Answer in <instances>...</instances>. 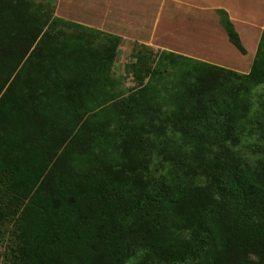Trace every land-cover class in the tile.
<instances>
[{"label":"trees","instance_id":"16d2710c","mask_svg":"<svg viewBox=\"0 0 264 264\" xmlns=\"http://www.w3.org/2000/svg\"><path fill=\"white\" fill-rule=\"evenodd\" d=\"M215 12L228 42L245 55L228 14ZM55 21L66 23L35 16L28 0H0V227L14 217L17 240L9 264H126L139 250L152 264H264V159L246 167L224 148L234 138L235 107L208 123L224 136H205L195 126L186 134L196 162L203 163L204 149L223 147L213 172L205 165L204 184L145 185L128 175L139 141L123 144L130 152L119 169L90 153L105 126L91 127L88 118L106 97L88 85L108 77L123 40L91 29L86 40L59 38L48 32ZM96 34L100 43L92 42ZM261 64L264 28L247 75L202 63L194 89H215L221 74L261 84ZM258 130L264 143V123Z\"/></svg>","mask_w":264,"mask_h":264},{"label":"rangeland","instance_id":"374dc122","mask_svg":"<svg viewBox=\"0 0 264 264\" xmlns=\"http://www.w3.org/2000/svg\"><path fill=\"white\" fill-rule=\"evenodd\" d=\"M61 1L28 0V3L31 12L45 21L49 22L53 17H69V21H74L72 15L78 13V9L73 8L72 3L60 4ZM91 12L86 10L81 14L83 18H88ZM83 28L74 23L55 21L49 25L48 32L59 38L81 36L83 40L89 39V28ZM97 36V40L92 39V42L100 43L98 40L102 37ZM121 39L122 44L116 51L108 77L101 81L93 80L88 85L91 92L106 97L103 108L88 118L91 127L103 124L106 135L93 137L91 155L119 169L122 161L127 162L122 153L128 156L130 152L122 149L123 144L131 140L139 141V148L131 149L136 156L133 160L135 171L128 175L145 185L161 182L204 184L208 180L206 173L210 171L205 165L212 168L210 173L213 172V159L223 147L214 144L210 151L204 149L207 155L203 163L196 162L191 156L194 149L186 145V134L196 128L205 136H224L208 123L221 121L225 112L230 114L226 111L229 104L235 107V112L230 115L235 123L231 133L234 138L224 143V148L241 157L246 167H253L257 160L264 159V143L259 140L258 130L259 124L264 123V82L245 86L241 76L221 74L215 89L198 94L193 83L203 62L175 57L168 52L160 53L159 49L144 48L142 43ZM69 46L73 50L75 40H70ZM138 56L145 60L136 63ZM261 68L264 70L263 64ZM119 113L121 118H118ZM198 113L202 115L194 117ZM193 117L196 119L194 125ZM175 119L188 127H174L170 122ZM131 126L137 129V133L130 129ZM142 127L145 130H141ZM1 189L0 186V195ZM0 200L6 199L0 196ZM8 219L0 227L4 231L0 237V264L13 261L12 250L17 243L15 218ZM152 262L145 260L139 250L126 264Z\"/></svg>","mask_w":264,"mask_h":264},{"label":"crops","instance_id":"0c3cea01","mask_svg":"<svg viewBox=\"0 0 264 264\" xmlns=\"http://www.w3.org/2000/svg\"><path fill=\"white\" fill-rule=\"evenodd\" d=\"M78 9L79 26L119 36L180 58L248 74L264 28V0H62ZM84 4V5H83ZM91 12L86 18L81 13ZM216 10H224L243 47L229 42Z\"/></svg>","mask_w":264,"mask_h":264}]
</instances>
